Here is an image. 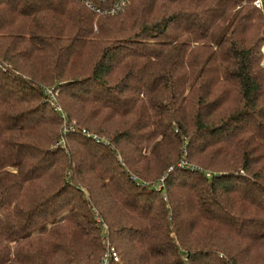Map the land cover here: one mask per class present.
<instances>
[{
  "label": "trees",
  "instance_id": "16d2710c",
  "mask_svg": "<svg viewBox=\"0 0 264 264\" xmlns=\"http://www.w3.org/2000/svg\"><path fill=\"white\" fill-rule=\"evenodd\" d=\"M255 1L0 0V264H264Z\"/></svg>",
  "mask_w": 264,
  "mask_h": 264
},
{
  "label": "built area",
  "instance_id": "2783aa9c",
  "mask_svg": "<svg viewBox=\"0 0 264 264\" xmlns=\"http://www.w3.org/2000/svg\"><path fill=\"white\" fill-rule=\"evenodd\" d=\"M124 3H125V1L119 2V3L117 4V7L113 10V12H115L116 10H120V9L125 5ZM255 4H256L258 7H260V8L263 7V2H262V0H256V1H255ZM110 255H113V256L116 257V253H115V251H112V253L107 254V255L105 256V258H104V264L107 263L108 258H109Z\"/></svg>",
  "mask_w": 264,
  "mask_h": 264
},
{
  "label": "crops",
  "instance_id": "0c3cea01",
  "mask_svg": "<svg viewBox=\"0 0 264 264\" xmlns=\"http://www.w3.org/2000/svg\"><path fill=\"white\" fill-rule=\"evenodd\" d=\"M262 2H263V6H264V0H262ZM264 10V9H263Z\"/></svg>",
  "mask_w": 264,
  "mask_h": 264
},
{
  "label": "water",
  "instance_id": "95a60500",
  "mask_svg": "<svg viewBox=\"0 0 264 264\" xmlns=\"http://www.w3.org/2000/svg\"><path fill=\"white\" fill-rule=\"evenodd\" d=\"M263 51H264V47H263ZM263 66H264V62H263Z\"/></svg>",
  "mask_w": 264,
  "mask_h": 264
},
{
  "label": "rangeland",
  "instance_id": "374dc122",
  "mask_svg": "<svg viewBox=\"0 0 264 264\" xmlns=\"http://www.w3.org/2000/svg\"><path fill=\"white\" fill-rule=\"evenodd\" d=\"M263 9H264V6H263ZM263 62H264V60H263Z\"/></svg>",
  "mask_w": 264,
  "mask_h": 264
}]
</instances>
